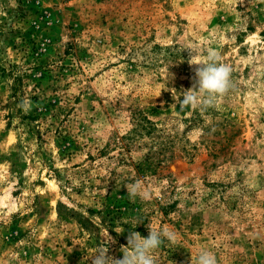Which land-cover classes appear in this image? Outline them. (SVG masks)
<instances>
[{
	"label": "rangeland",
	"instance_id": "374dc122",
	"mask_svg": "<svg viewBox=\"0 0 264 264\" xmlns=\"http://www.w3.org/2000/svg\"><path fill=\"white\" fill-rule=\"evenodd\" d=\"M187 47L232 70L211 106L179 104ZM138 112L154 129L128 137ZM114 134L129 166L84 170ZM149 227L177 235L156 264H264V0H0V264L119 259Z\"/></svg>",
	"mask_w": 264,
	"mask_h": 264
},
{
	"label": "clouds",
	"instance_id": "9594fccd",
	"mask_svg": "<svg viewBox=\"0 0 264 264\" xmlns=\"http://www.w3.org/2000/svg\"><path fill=\"white\" fill-rule=\"evenodd\" d=\"M190 51L188 63L193 67L192 87L183 92V99H179L182 108L198 106H211L218 96L226 94L231 87V68L228 65L219 63V56L211 51L206 60L200 59L199 50L195 47H187ZM184 49V50H185ZM174 100L175 97L173 96ZM18 107L25 111L29 108V101L22 100ZM130 199L139 196L141 199H148L150 193L142 188L141 182L136 181L126 186ZM148 237L142 236L139 232H130L127 237V244L121 246L122 258H115L108 255V250L97 247L96 252L90 256L91 264H156L155 251L163 243L164 239L175 243L177 235L167 227L156 229L149 227ZM107 242V238H105ZM191 264H217L215 256L208 250H201L197 257H191Z\"/></svg>",
	"mask_w": 264,
	"mask_h": 264
},
{
	"label": "trees",
	"instance_id": "16d2710c",
	"mask_svg": "<svg viewBox=\"0 0 264 264\" xmlns=\"http://www.w3.org/2000/svg\"><path fill=\"white\" fill-rule=\"evenodd\" d=\"M43 111L39 114H35L34 116H31L29 118V122L32 123V122H35V121H38V120H43L45 115L42 114ZM134 117H131L132 121H133V129L129 130L126 135L129 137L130 134H137V132H140V130H144L147 132V134H150V132L154 129V125L147 119L145 118L144 116H142V114L140 112L138 113H134L133 114ZM65 118V117H64ZM64 121V119L62 120ZM139 129V130H138ZM55 134H56V137L60 139V141L62 142H70V143H74L70 137V134L67 130H61V128L57 129L55 131ZM41 136H37L36 139L37 141H41ZM113 148L114 150L116 151L115 154L113 155H110V144H106L104 147L102 148H98L96 147L94 150L96 151V156H93V155H90L88 154L87 155V161L89 162L88 165H86V169L84 170H93L95 168H101L102 167V162L100 161H97L98 159H100L101 157L103 156H108V158H111V159H114L116 160V164L117 165H126V166H129L128 162H127V157H126V153L128 152V146L124 143V138L125 136H122V137H118L117 135H113ZM65 149L67 150L68 147H65L63 148V150L65 151ZM167 158L166 157H162L161 160H158L157 161V165L160 167V165L163 163V161H165ZM130 165H132V162H130ZM96 166V167H95ZM157 166V168H158ZM129 172V171H128Z\"/></svg>",
	"mask_w": 264,
	"mask_h": 264
}]
</instances>
